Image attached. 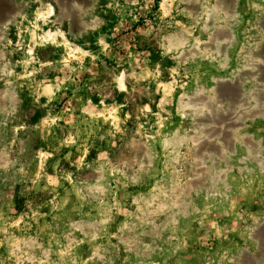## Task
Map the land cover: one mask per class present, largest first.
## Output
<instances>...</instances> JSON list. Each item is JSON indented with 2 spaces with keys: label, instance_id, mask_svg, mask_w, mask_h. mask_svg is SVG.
I'll list each match as a JSON object with an SVG mask.
<instances>
[{
  "label": "rangeland",
  "instance_id": "obj_1",
  "mask_svg": "<svg viewBox=\"0 0 264 264\" xmlns=\"http://www.w3.org/2000/svg\"><path fill=\"white\" fill-rule=\"evenodd\" d=\"M0 264H264V0H0Z\"/></svg>",
  "mask_w": 264,
  "mask_h": 264
}]
</instances>
